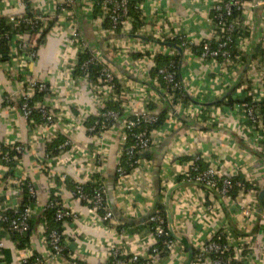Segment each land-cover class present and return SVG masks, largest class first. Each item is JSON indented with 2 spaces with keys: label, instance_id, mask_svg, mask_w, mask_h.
I'll use <instances>...</instances> for the list:
<instances>
[{
  "label": "crops",
  "instance_id": "crops-1",
  "mask_svg": "<svg viewBox=\"0 0 264 264\" xmlns=\"http://www.w3.org/2000/svg\"><path fill=\"white\" fill-rule=\"evenodd\" d=\"M94 1L75 0L70 11L77 21L80 38L89 44L92 51L97 54L103 53L136 80L116 72L117 82L125 100L123 103L125 116L131 117L141 113L149 102L155 106L153 113L156 115L167 109L163 99H168L166 98L168 91L165 92L159 81L150 76V69L153 67L151 63L154 55L174 54L167 47L154 43L165 42L157 38L167 37L172 33L187 35L189 39L195 41V46L190 48L191 52L184 51L179 65L178 77L182 90L189 94L191 99L198 102L202 100L208 104L220 101L232 93L229 92L242 73L244 64L225 71L217 63L201 61L192 49L199 48V43L210 37L212 27L209 26L207 17L211 0H142L141 10L139 9L141 24L137 26L131 19V29L122 30L118 35L103 26L101 6L96 16L94 15V10H97ZM257 1L264 3V0ZM60 3L61 0H0V18L17 14L51 18ZM262 9L260 6L249 12L250 35L241 41L246 62L248 58H251L250 63L255 61L253 56L257 49L263 50V41L259 39ZM50 22L42 26L47 34L39 44H36L34 37L28 34L18 33L12 37L9 55L6 59L0 57V103L4 97L15 93L20 84L27 80L47 82L52 87V102L56 105L55 111L60 119L57 122V130L55 128V134L59 133L56 139L58 137L64 139L65 133L72 132L74 141L87 147L88 151L81 157L84 165L95 164L97 167L93 154L102 155L100 165L97 167L98 176L107 190L109 207L117 216L114 217L110 231L123 233L127 238L125 245L127 250H138L143 256H148L149 249L143 240H146L151 232L144 227L150 224L148 218L161 210L158 207L160 205L165 208L162 210L165 214L166 211L170 214L172 229L178 235L187 238L194 252V248L201 241L211 238L215 233L223 232L225 239L228 238L230 241L243 237L249 239L252 249L248 254L255 259V263L264 264V196L259 198L262 192L264 194V144L261 140L256 141L248 125L242 122L244 116L237 108L241 104L226 108L196 106L190 102L187 108L193 105V111L201 118L197 120L183 114L185 107L180 102L175 110V106L168 100L183 119L197 125L187 127L184 121L168 113L165 125L158 128V133L154 135L155 145L150 148L146 158H141L144 164L133 174H129L121 185H117L115 172L119 150L117 132L105 134L101 143L97 145L94 144L95 141L93 143L89 141L85 122L96 113L99 96L89 86L88 81L73 77L74 71L71 70L78 54L71 43L70 26L61 21L57 22L54 28L50 27L52 23ZM142 27L164 30L163 36L160 37L159 34V37H154L153 33L152 35L142 33ZM133 29L137 31L132 34ZM122 35L139 36L152 42L132 37L124 38ZM31 45L34 47H30ZM32 50L33 57L29 55ZM135 54L144 55L136 58ZM243 78L245 74L235 86L233 98H241L243 91L241 88L238 90V87ZM227 96L223 101L228 98ZM38 129L39 123L25 122L19 110L9 111L0 108V146L21 145L24 152L13 167L12 176L29 181L34 186L38 203L41 205L53 191L54 179L51 178L63 175L66 178L60 191L62 203L76 212H79V209L82 211L79 222L71 223L64 229L68 255L51 264H71L70 257L83 264H107L108 246L117 241L116 235L114 237L111 232H105L90 222V217L71 194V184L78 181L77 178L69 166L57 164L56 160L61 155L57 154L55 160L51 162L45 159V144H42L39 138ZM86 155L87 157H84ZM194 156H198L207 167L215 166L225 176L235 177L241 174L252 186L247 197L245 196L247 207L254 212L251 219H245L237 213V206L235 209L227 207V210L232 225L238 232L245 234H251L260 216L255 234L251 236L237 234L212 194L183 182L191 165L187 158L193 159ZM63 157H66V154ZM47 162L51 164V171L54 174L45 166ZM9 178L7 171L1 166L0 210L9 205L18 207L22 199L20 187L7 189L6 182ZM240 200L241 198L237 197L236 203ZM209 207L213 208L215 214L208 213ZM42 212V209H38L37 216ZM121 219L133 222L131 225L139 227V230H118V226L122 224ZM36 226L35 224L29 233V245L25 248L30 250L33 257H40L44 255L45 249L43 241L38 238ZM17 244L12 238L6 237L4 240L0 257L7 264H18L16 252L20 248ZM187 254V250L179 245L173 256L156 264H184Z\"/></svg>",
  "mask_w": 264,
  "mask_h": 264
},
{
  "label": "built area",
  "instance_id": "built-area-1",
  "mask_svg": "<svg viewBox=\"0 0 264 264\" xmlns=\"http://www.w3.org/2000/svg\"><path fill=\"white\" fill-rule=\"evenodd\" d=\"M74 2L75 0H61V3L58 4L57 11L51 18L42 15H36L28 18L25 15L18 14L9 16L7 18L9 23L14 26L24 24L30 26L31 28L39 23L41 26H46L48 21L53 22L52 26L56 28L55 24L57 22L65 21L71 28V43L77 51V54L85 53L86 51L91 53V56L80 67L82 70V77L76 78L86 82L88 81L89 86H91V88L95 90L96 95L99 96V100H97V110L93 116L97 118V121L87 128L89 141L92 143L95 141L94 144L97 145L101 143V139L105 134L117 132L119 150L116 160L115 172L117 185H121L127 179L129 174H133L134 171L144 164L141 158H136L135 155L150 150V148L155 145L154 135L158 133V130H151L148 133L145 131L137 132L138 128L140 126L146 127L155 124L158 121V116L146 108L142 110L141 113L132 116L133 118H129L123 113L122 104L120 109L122 115H124L125 118L116 128V123L120 118V113L113 110H105V103L114 99V94L117 90V73L114 66L110 62L105 63L101 58V54L94 53L89 44L80 38L77 29V21L74 19L72 12L70 11V7ZM128 2L129 0H104L101 4V18L102 20L103 18L108 19L111 26L110 30L112 32H114L118 26H121L122 30L131 29V19L128 17ZM260 6L263 9L261 13L262 25H260L261 29L259 33V39L263 41L264 50V3L258 2L257 0H211V5L208 8L209 16L207 17V22L209 23V26L212 27V29L209 39L199 43V48L202 49L199 59L203 62L211 61L212 63H217L218 66L222 69H225V71L238 68L239 65H231L229 53L224 50L225 46L231 42L230 38L225 37L222 43H219V39H217L219 35L231 34L237 28L236 21H230L227 23L223 20V17H229L232 11L236 10L241 14L242 17L240 25L249 30L251 23L249 12L256 10ZM141 7L142 5L139 4L138 9ZM141 30L142 33L145 32L151 35L153 33L154 37H159V34L161 35L160 37H162V32L164 31H160L159 28L144 27H142ZM167 37L170 39L180 40L181 47L184 49V51L187 50L191 52L190 48L195 46V41L189 39L187 35L181 36L177 33H172ZM37 38L38 35H35L34 40ZM163 38L157 39L163 41ZM212 40L219 43L216 49H212L210 47ZM30 47L33 48L34 46L31 45ZM29 55L31 57L34 56L33 50L29 53ZM220 57L225 59L224 64L219 62ZM77 65L78 55L75 65L71 70L72 72ZM90 66L101 67L99 77L94 85H92V82H90L87 78L89 74L88 69ZM152 66L153 63H151V67ZM159 78L165 81L167 84L173 85V89L175 90L180 91L182 89L181 86H179L177 83H174V74H172L168 69L163 68L158 70L155 79L158 80ZM245 78V96H247L248 102L237 106V108H239V113H242L244 116L242 122L248 125L251 133L255 137V140H261V142L264 144V119L262 117L261 111V103L264 99V56L260 59V61L255 60L249 63L247 71L245 72ZM241 90H243V88H241ZM165 92H167V98L169 101L176 96L173 94L172 89H165ZM35 93H43V101L40 104L34 103L32 107H29L26 102L32 98ZM52 94L53 89L47 82L27 80L26 82L20 84L18 90H16L15 93L3 98L0 103V108H6L9 111L19 110L25 122H30V124L34 121L31 119V115L36 109L42 120L38 129V134H40L39 138L41 139L42 144H45L55 140L56 136L59 134H55V128L57 126V122L60 121V119L58 118L57 112L55 111L56 105H53L52 102ZM120 95L122 96V92ZM122 98L124 97L122 96ZM17 102H22L20 108L16 106ZM200 102L203 101L201 100ZM192 106L193 105L189 106V108L185 107V112L183 114H185L186 117L191 116L197 120H200V116H197V113L196 111H193ZM177 107L178 103L175 104V110ZM170 116L172 115H169V117ZM65 135L66 137L64 143H62L57 148L58 155H61V157H59V159L56 161H58L57 164L59 166H69V169L78 180L72 182V197L81 204V208H83L84 212H86V215L90 217L91 223H94L98 226V228L105 232H111L112 235H114V237L116 235L117 238L116 242L108 246L107 264H156L158 261H163L166 258H169V256H173L180 245L176 239V236L179 235L172 229V226H169L167 218H164L159 214V211L152 214L148 219V222L154 225L150 236L146 238V240H143L145 246L147 249H149L147 250L149 251L148 256H143L138 250H127L125 247L127 244V238L123 236V233L121 231L114 233L110 231L111 224L114 221V215L112 211L109 210V206L105 204L107 190L101 178H94L98 176L97 167L100 165L102 155L98 153L93 154V160L97 163V167L95 164L90 165L85 163L84 165V163L81 162V157H83V155L86 154L85 152L88 151L87 147L74 141L72 132L68 134L65 133ZM7 148L17 152L23 151V147L21 145L8 146ZM64 154H66V157H63ZM56 156L57 154L52 155L51 153H48L45 155V159L51 162L55 160ZM84 157H87V155ZM13 159L17 164L20 158ZM9 161L10 157L8 156V153L0 156V167H4L7 173L10 171L8 167ZM199 161L201 160L198 156L193 157V162H191L189 171L185 174L183 182L195 186L203 185L210 188L215 192V194L221 197L223 202L226 204V207L234 208L237 206V213H239L245 219H251L254 212L249 206L247 207L248 204L245 202V198L247 197L249 190L244 192L245 189L242 188L240 183L233 184L229 178H226L225 175L221 174L213 165H210L206 169L202 170L199 166ZM45 166L49 168L50 173L54 174L51 171L52 166L50 163L47 162ZM126 166L130 167L131 169L129 173L126 171ZM65 178L66 177L63 175H56V178H51L54 179L52 180L53 191H51L53 192L54 198L52 200L49 199V197L52 196V193H50L46 202L41 205L38 203L34 186L29 181L15 176H10V178L7 180L6 187L8 190H11L16 186L20 187L26 183L27 193L35 201L34 206H27L22 210H19L17 206L11 205L5 206L4 209L1 210L0 251L4 248V240H6V237L12 238L14 235L25 236L27 233L29 234L31 232V222L36 218L38 209L45 211L47 209L54 208L55 220L60 222L63 228L60 232L50 231L49 234H46V223L41 217L36 226V232L38 233V238L44 243V255L40 257H33L28 248L20 249L16 252L18 264H28L32 258L33 264H51L56 260L58 261L59 259L65 258L62 254L63 244H66L64 229L67 228L71 223L79 222L80 212H82L81 209H79V212H76L71 208L66 207L62 203V200L60 202L58 201L57 197L60 198V191L63 189ZM86 183H91L98 186V188L95 190L96 192L91 197L85 194L81 189V186ZM233 187L243 189V192H240L237 195V197L241 198V200L237 202L238 204L236 203L237 198L233 199L231 196V190ZM215 207L217 208V206ZM207 209L208 213L215 214L213 208L209 207ZM100 210L104 211L103 215L100 214ZM6 211L11 212L12 216L4 214ZM258 218L260 220V216H258ZM223 236V232H218L215 233L211 238L201 241L200 244L194 248L195 255L193 256L190 264H257L255 263V259L248 254L252 249V244L249 239L243 237V239L237 238L230 241L228 238L225 239L224 236L225 243H221V238H223ZM160 238L167 239L163 241V245L167 250L166 257H158L159 255L157 249L155 248L157 239ZM228 249L233 251V257L231 259H226L223 257V254ZM245 253L248 255H245ZM70 260L71 264H83L82 262H76V260L71 257ZM0 264L7 263L4 262L0 257Z\"/></svg>",
  "mask_w": 264,
  "mask_h": 264
},
{
  "label": "trees",
  "instance_id": "trees-1",
  "mask_svg": "<svg viewBox=\"0 0 264 264\" xmlns=\"http://www.w3.org/2000/svg\"><path fill=\"white\" fill-rule=\"evenodd\" d=\"M103 1L104 0H95L94 1L95 5L97 7V10L96 9L94 10L95 16H96V13H98V11H99L98 9L101 6V4L103 3ZM141 1L142 0H129V2H128V17L130 19H132L133 22L135 23V25H137V26L141 24L140 21L142 19L141 18V12L138 9V5L140 4ZM224 1H229V0H224ZM27 17L30 18L32 16L27 15ZM223 20L226 21L227 23H229L230 21H236L237 28L231 34L219 35V37L217 38V39H219V43H222L224 41L225 37H229L231 42L225 46L224 50L229 53V60H230L231 65L233 66V65L246 64L247 58H246V55H243L242 47H241V41L244 40L245 38L247 39L249 37L250 30H248L247 28L240 25V23L242 21V17H241V14L239 12H237L236 10H233L229 17L224 16ZM52 25H53V22L50 24V27ZM103 26L107 30L111 29L110 23H109L107 18H103ZM121 31H122L121 26H118L114 30L116 35H118ZM136 31H137L136 29H133V31H131V32L133 34ZM46 32L47 31L43 30L40 23L35 25L32 28L30 26H27L24 24L14 26L11 23H9L8 18H5V17L0 18V57L2 59H6L7 56L9 55V53H10L9 50H10V46L12 43V37L15 34L24 33V34H28L31 37L38 35V38L35 40V43L39 44V43L43 42L44 36L47 34ZM29 36H27L28 42H30ZM163 41H165V42L167 41L169 43H174L177 46H181V41L177 40V39L163 38ZM219 43L214 42V40H212V42L210 43V47L212 49H216L218 47ZM168 49H170V48H168ZM192 49H193V53L196 56H200V54L202 53L201 48H192ZM170 50L173 51V53H174L173 55H169L167 53L154 55L153 67H152V69H150V76L156 77L157 71L165 68V69H168L172 74H174V83H177L179 86H181L179 83V77H178L180 57L178 56L176 51H174L172 49H170ZM143 55L144 54H135L134 57L138 58V57H141ZM145 55H146V53H145ZM90 56H91V53L88 51H86L85 53L78 54V65L75 67V70L73 72V77H76V78L82 77V70L80 67ZM262 56H264V50H262V49L258 50L257 49V52H256L255 56H253V58H254V60L257 59L258 61H260ZM219 62H221V64H224L225 59L220 57ZM100 70H101L100 66H90L88 69V73H89L88 77H87L88 80L92 83H96L97 79L99 77V74H100ZM243 79L244 80H242L240 82V85L238 87V90L240 88H243L241 98H233V94H232L234 92L233 91L231 94H229L227 96L228 98L226 100L216 101V102H213L212 104L207 105L205 107L224 106L226 108H231L237 104H244L245 102H248V98H247V96H245V79L246 78H243ZM158 81H159V85L161 87H163L164 89H166V90L172 89L173 90V94L176 95L175 97H173L172 100H170V102L173 106H175V104L180 102L183 107H187V105L190 102L192 103L193 101H195V100L191 99L185 93V91H183L182 89L180 91L175 90V89H173V85L167 84L165 81H163L160 78L158 79ZM120 93H121V87H120V84L117 82V90H116V93L114 94L115 95L114 99L112 101H108L107 103H105V110H113L115 112H119L120 118H121L124 115H122L120 107L125 102V100L122 98ZM43 98H44L43 93H35L32 98L27 100L26 103L29 107H32L34 103L40 104L43 101ZM163 101H165V103L167 105V109H164V110L160 111V113L157 114L158 121L151 126H146V127L140 126L138 128L137 132L145 131L148 133L151 130L161 128L162 126L165 125L166 116L168 115V113H170L169 109H168V104H170V102L168 101V99L167 100L163 99ZM195 102H198V101H195ZM21 104H22V102H17L16 106L18 108H20ZM154 109H155V106L153 105V103L149 102L147 105V110L153 112ZM261 111H262V117L264 119V99L261 103ZM129 118H133V117L131 116ZM31 119H33L35 122H37L39 124L42 122L41 116L36 109L32 112ZM86 121L87 122H85V125L87 128H89L91 125L94 124L95 121H97V118H95V117L88 118ZM64 141H65V137H64V139H63V137H58L57 139L52 140L51 142L45 143V154H48V153H51L52 155L58 154L57 148L62 143H64ZM5 153H8V156L10 157V161L8 164L10 171L8 172V175L12 176L13 175L12 169L16 164V161L13 158H15V159L20 158L24 152L21 153V152L15 151V150H11L7 147H3V146L1 147L0 146V156L5 154ZM142 153H138L137 155H135V157L140 159L143 157L146 158L148 156V155L143 156ZM187 159H188V161L193 162V159H191V158H187ZM199 166L202 170L207 168V166L202 161H199ZM130 170H131L130 167L126 166L127 173H129ZM225 177L229 178L233 184L234 183H240L242 185V188L245 189L244 192L248 191V190L250 191L252 189V186L248 183V181L244 177H242L241 174H239L235 177H230V176L229 177L225 176ZM94 178L97 179V178H99V176H96ZM97 188H98L97 185H94L91 183H86L83 186H81V189L83 190V192L90 197L94 195V193L96 192L95 190ZM20 189H21L22 199H21L20 204L18 205L19 210H22L27 206H34L35 200L33 198H31L29 196V194L27 193L26 183L21 185ZM243 189L233 187V189L231 190V196L233 197V199L237 198V195L240 192H243ZM71 190H73L72 184H71ZM51 193H52V196L49 197L50 200H52L54 198L53 192H51ZM57 199L59 202L61 201V199L59 197H57ZM108 203L109 202L107 201V198H106L105 204H107L109 206ZM109 210L111 211L110 207H109ZM0 213H2L1 210H0ZM103 213H104V211L100 210V214L103 215ZM112 213H113V211H112ZM4 214H6L8 216H12V213L8 212V211H6ZM159 214L162 215L164 218H166V214L162 211V209L159 210ZM113 215H114V217H117V216H115L114 213H113ZM41 217L44 219V222L46 223V231H45L46 234H49L50 231H57V232L62 231V229H63L62 224L55 220V209L54 208H50V209H47L45 211L43 210ZM118 218H121V217L118 216ZM36 219L37 218H35L31 222L32 226H31L30 230H32L34 228L35 223H36ZM120 221H121L120 223H122V224H120L118 226V230H129V231L139 230V227H136V226L131 225V224L129 225V224L123 223L122 220H120ZM153 228H154L153 224H148L144 227V229L149 230V232H152ZM28 239H29L28 233L25 236H18V235L12 236V240L17 241V243H18L17 247L20 249L25 248L29 245ZM164 240H167V239H165V238L157 239L155 248L157 249V252L159 255L158 257H166L167 256V250L165 249V247L163 245ZM221 243H225L224 236H223V238H221ZM62 254L64 257H66L68 255V249H67L66 245H64V244H63ZM194 255H195V252H194ZM223 257H225L226 259H231L233 257V251L231 249H228L223 254ZM32 261H33V258L29 261L28 264H33Z\"/></svg>",
  "mask_w": 264,
  "mask_h": 264
},
{
  "label": "water",
  "instance_id": "water-1",
  "mask_svg": "<svg viewBox=\"0 0 264 264\" xmlns=\"http://www.w3.org/2000/svg\"><path fill=\"white\" fill-rule=\"evenodd\" d=\"M122 37H124V38H138V39H143V40H145V41H147V42H152L151 40H148V39H145V38H141V37H139V36H130V35H128V36H125V35H122ZM154 42V41H153ZM154 43H156V44H158V45H163V46H165V47H167V48H170V49H172V50H174V51H176V53L178 54V56L180 57V62H181V60L183 59V54H184V49L181 47V46H177L176 44H174V43H169V42H154ZM101 54V58L103 59V61L105 62V63H111L113 66H114V68H115V70H116V72L117 73H120L121 75H124L126 78H129V79H131V80H134V78L132 77V76H129V74H127L124 70H122V68H120L119 67V65H117L116 63H114V62H111L108 58H106L105 57V55L103 54V53H100ZM250 59L251 58H248V61L246 62V64H244V66L242 67V70H241V74H239V76H238V79H237V82H236V84H235V86L239 83V81L241 80V77L245 74V72L247 71V68H248V66H249V63H250ZM180 65V64H179ZM134 81H136V80H134ZM235 86L233 87V88H231V90H230V92L229 93H231V92H233L234 91V89H235ZM227 95H229V94H227ZM226 95V96H227ZM226 96H224L221 100H223L224 98H226ZM165 100V99H164ZM193 104H195L196 106H207V105H210V104H208V103H204V102H195V101H193ZM168 109H169V112L174 116V117H176L177 119H179V120H182V121H184V123H186L187 125V127H190V126H192V127H194L195 125H197V124H194L193 122H190V121H187L186 119H183L177 112H175V110L171 107V105L170 104H168ZM125 118V116H122L121 118H119V120L117 121V123H116V128L120 125V123L123 121V119ZM150 152H149V150H147V151H145V152H143L142 154H143V156H146L147 154H149ZM197 187H200V188H202V189H204V190H206V191H208L209 192V194H212L213 195V197H215V199L217 200V202H218V204H219V206L222 208V210L226 213V216H227V218H228V222H229V224L231 225V227H232V229L233 230H235V232L237 233V234H240L241 236H248V235H252V234H255V232L257 231V229H258V224H259V218L257 219V221H256V224H255V226H254V228H253V231L251 232V234H245V233H241V232H238L236 229H235V227L232 225V223H231V219L229 218V213H228V210H227V207H226V204L223 202V200L221 199V197L219 196V195H217V194H215V192L214 191H212L210 188H208V187H205V186H203V185H197ZM264 196V194H263V192L260 194V196H259V198L261 199L262 197ZM160 209H162V210H164L165 208H163L162 206H158ZM41 216H42V213L41 214H39L38 216H37V219H36V225H37V223L39 222V220H40V218H41ZM166 218H167V221H168V223H169V226H171V224H172V220H171V216H170V214L166 211ZM149 219V218H148ZM122 220V222L123 223H126V224H133V222H130V221H128V220H124V219H121ZM177 238V241H178V243L180 244V245H182L183 247H184V249H186L187 250V252H188V254H187V258H186V261L184 262V264H190V262H191V260H192V258H193V256H194V250L192 249V247L189 245V242H188V240H187V238H185V237H183V236H176Z\"/></svg>",
  "mask_w": 264,
  "mask_h": 264
}]
</instances>
